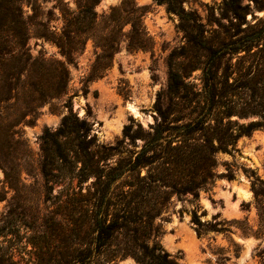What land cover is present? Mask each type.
I'll list each match as a JSON object with an SVG mask.
<instances>
[{
	"label": "rangeland",
	"instance_id": "374dc122",
	"mask_svg": "<svg viewBox=\"0 0 264 264\" xmlns=\"http://www.w3.org/2000/svg\"><path fill=\"white\" fill-rule=\"evenodd\" d=\"M133 1L144 7L145 48L131 47L121 34L110 64L94 77L93 68L102 53L100 38L90 34L84 43L76 39L72 62L65 64L69 73L66 93L36 99L42 89L38 82L37 90L31 89L35 98L21 91L19 99L2 102L6 115L0 117V264H64L70 252L94 247L93 205L101 197L95 181L125 169L111 188L117 202L124 184L136 180L137 173L131 174L127 169L131 162H127L152 138L161 120L158 100L179 99L167 93L170 68L187 74L191 88L199 91L211 49L223 52L250 46L256 51L264 47V38H253L264 28V0H238L242 17L233 14L229 0H99L95 9L110 15L112 8L131 7ZM80 3L22 2L34 56L66 61L58 45L43 34L51 38L61 34ZM106 20L97 25L95 35L108 34L114 24L109 17ZM130 28L129 22L121 27L126 34ZM245 53L234 55L232 61L227 55L219 62L221 81L230 74L228 81L234 85L250 81L263 87L258 62L239 60ZM39 67L35 66V81ZM235 93L236 99H250L249 90L238 88ZM132 101L140 115L128 108ZM27 105H34L32 114H26ZM71 111L88 123L90 144L77 152L75 140L63 139L69 161L48 158L50 172L46 174L44 148L51 145ZM11 125H16L15 135ZM127 125L131 127L128 134ZM160 143L165 145L166 140ZM216 158L219 176L200 190L199 197L172 193L155 219L161 231L157 239L165 250L181 255L183 264H264V128L240 137L233 153L217 152ZM150 168H141V175ZM194 211L205 225L198 227L192 220ZM124 241L120 234L104 251L94 254L90 264H139L132 255L110 260L112 251Z\"/></svg>",
	"mask_w": 264,
	"mask_h": 264
},
{
	"label": "trees",
	"instance_id": "16d2710c",
	"mask_svg": "<svg viewBox=\"0 0 264 264\" xmlns=\"http://www.w3.org/2000/svg\"><path fill=\"white\" fill-rule=\"evenodd\" d=\"M23 1L0 0V117L6 115L1 109L2 102L19 99L21 91L29 99L35 98L31 95V89L37 90L38 82L42 89L36 99L66 93L69 73L65 64L72 62L76 39L84 43L90 34L100 38L102 53L98 55L93 68L94 77L98 76L100 68H106L110 64L121 34L127 36L131 47L145 48L148 44L147 33L142 24L143 6L133 1V6L112 8L113 12L106 15L99 14L95 9L99 0H81L78 12L68 20L67 27H64L61 34L52 35L53 38L43 34L58 45L66 61L47 60L42 54L34 56L29 45L31 32L24 14ZM59 1L61 0H56L58 3ZM237 1H228L230 9L236 17H242V6ZM106 17L114 25L107 35H95L97 25L107 21ZM127 22L131 24V28L126 34L121 27ZM253 38L262 40L264 28L258 30ZM243 50L246 53L239 60L257 61L264 79L263 46L256 51H252L250 46L223 52L211 49L202 68V86L199 91L191 88L187 74L175 67L170 68L167 93L171 98L179 99L158 100L161 120L156 124L152 138L134 159L127 162V165L131 162L127 167L131 174L137 173L136 180L124 184L117 202L113 199L111 188L125 169L116 175L109 172L105 174L108 176L106 180L95 181L96 192H100L101 197L93 205L92 225L96 232L92 238L94 247L81 248L78 254L70 252L64 264H90L94 254L104 251L120 234L124 235L126 241L112 251L110 260L132 255L139 264H183L181 255L171 254L157 239L161 231L160 224H156L155 219L166 208L172 193H192L197 198L200 190L207 188L219 176L216 171L217 152L233 153L240 137L249 136L256 129L264 128V86L259 87L250 81L234 85L228 81L230 74L227 78L225 76L223 83L217 71L218 64L224 57L231 55L232 61L234 55ZM37 65L40 66V75L39 80L35 81L38 78L34 75ZM55 85V91H50ZM238 88L249 90L250 99H236L235 92ZM27 106L26 114H32L35 111L34 105ZM233 116L237 118L234 119ZM254 116L257 119H250ZM240 119L248 121L242 122ZM15 126L10 127L13 135L18 132ZM130 128L129 125L125 127L126 134ZM89 130L86 120L80 119L72 111L64 116L61 126L54 133L53 142L44 148L43 166L46 174L50 172L48 162L51 163L54 159L64 163L69 161L63 139L75 140L76 151H85L90 144V139L87 138ZM161 140H166V144L160 143ZM155 163L157 166L153 167ZM147 165L151 168L146 175H141V168ZM81 171L84 172L82 168ZM126 186L129 189H125ZM192 220L198 227L205 225L197 211H194Z\"/></svg>",
	"mask_w": 264,
	"mask_h": 264
},
{
	"label": "bare ground",
	"instance_id": "6f19581e",
	"mask_svg": "<svg viewBox=\"0 0 264 264\" xmlns=\"http://www.w3.org/2000/svg\"><path fill=\"white\" fill-rule=\"evenodd\" d=\"M128 106H129L128 108L132 111L133 114L140 115L139 108L133 101L129 102ZM246 192L248 191L246 190Z\"/></svg>",
	"mask_w": 264,
	"mask_h": 264
}]
</instances>
